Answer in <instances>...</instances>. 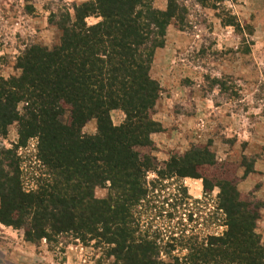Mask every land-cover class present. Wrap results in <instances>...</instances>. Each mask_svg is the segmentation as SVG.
<instances>
[{
    "label": "trees",
    "instance_id": "trees-1",
    "mask_svg": "<svg viewBox=\"0 0 264 264\" xmlns=\"http://www.w3.org/2000/svg\"><path fill=\"white\" fill-rule=\"evenodd\" d=\"M185 12L179 0L165 9L155 0H90L74 17L52 14L55 44L26 46L16 58L20 73L0 75V137L11 125L18 131L10 147L0 143L1 223L23 229L32 243L71 237L102 250L110 264H264L260 207L235 181L203 175L217 163L208 147L163 162L153 153L163 87L152 63ZM115 109L125 114L119 125ZM92 119L96 132L84 133ZM189 176L203 179L205 200L219 188L224 231L199 240L186 220L201 200L183 183L166 193V180ZM98 188L107 194L98 197Z\"/></svg>",
    "mask_w": 264,
    "mask_h": 264
},
{
    "label": "rangeland",
    "instance_id": "rangeland-1",
    "mask_svg": "<svg viewBox=\"0 0 264 264\" xmlns=\"http://www.w3.org/2000/svg\"><path fill=\"white\" fill-rule=\"evenodd\" d=\"M88 1L0 0V75L20 73L16 58L26 46L55 44L59 31L52 14L69 10L74 17L75 6ZM168 1L155 0V5L165 9ZM179 3L186 11L184 26L176 21L169 26L151 68V76L163 87L154 115L162 130L152 134L153 153L163 162L194 146L208 147L217 163L204 168L203 175L235 181L241 194L260 207L257 231L264 240V0ZM111 118L119 125L125 114L115 109ZM96 130L95 119L83 128L87 134ZM17 139L14 124L0 143L10 147ZM154 178L157 174L151 172L149 179ZM179 183L187 186L193 199L201 200L193 204V220H186L198 239L224 231L215 209L219 188L205 200L202 178L175 177L165 181L166 193ZM96 194L104 197L107 190L98 188ZM59 241L57 246L45 240L32 243L23 229L0 222V264H110L103 251L91 245L68 236Z\"/></svg>",
    "mask_w": 264,
    "mask_h": 264
}]
</instances>
